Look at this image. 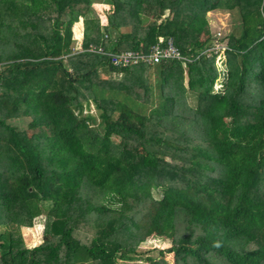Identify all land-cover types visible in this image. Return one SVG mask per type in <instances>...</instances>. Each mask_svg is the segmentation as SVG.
I'll return each mask as SVG.
<instances>
[{"label": "trees", "instance_id": "1", "mask_svg": "<svg viewBox=\"0 0 264 264\" xmlns=\"http://www.w3.org/2000/svg\"><path fill=\"white\" fill-rule=\"evenodd\" d=\"M215 11L240 21L224 73ZM159 38L180 56L110 60ZM151 236L180 264H264V0H0V264H125Z\"/></svg>", "mask_w": 264, "mask_h": 264}, {"label": "rangeland", "instance_id": "2", "mask_svg": "<svg viewBox=\"0 0 264 264\" xmlns=\"http://www.w3.org/2000/svg\"><path fill=\"white\" fill-rule=\"evenodd\" d=\"M97 4L100 5V3L92 4L91 13L94 17L98 18L99 23H101V25H105L106 18L101 16V14L99 13L97 9L98 6ZM102 6L108 8V6L105 5ZM206 15L209 21L210 32L212 34V38L214 39L212 41V46L214 47L212 49L213 51L216 50L215 48L216 39L223 37L221 42L226 43V36L230 32L238 33L240 31L239 17H238V13L235 11L229 13L224 11H215V12L207 13ZM72 30L76 42L81 41L82 33H83V22L81 19L79 20L78 23L73 25ZM76 47L78 50H80L79 43L76 45ZM215 64L219 69V71H222L223 73L224 71H226L223 60H219ZM107 77H109L110 79H120L119 76L111 75V74H109ZM217 83L219 84V82ZM218 84L217 86H215L216 89L219 88ZM191 98H189L190 104H192L193 102ZM44 219H45L44 216L35 218L33 220L32 227L21 229V236L27 248H32L34 246L39 245L42 242L43 231H44L43 228L45 223ZM74 235L82 243H89L90 239L93 236V231L80 224L75 229ZM169 247H170V240L167 238L154 237V236L148 237L143 243H141L137 247L136 254L133 257V260L125 264H149L148 262H146V259L148 258H152V259L163 258L165 259V261H167L168 264H180V262L178 261V259L174 257V255L167 252V249Z\"/></svg>", "mask_w": 264, "mask_h": 264}, {"label": "built area", "instance_id": "3", "mask_svg": "<svg viewBox=\"0 0 264 264\" xmlns=\"http://www.w3.org/2000/svg\"><path fill=\"white\" fill-rule=\"evenodd\" d=\"M221 38L215 40V48L216 50L214 53L216 54L215 62L219 60L224 61V51L226 46L224 43L220 42ZM101 49H98L100 51ZM150 54L146 56H141L137 53H124V54H116V55H109L110 60L114 65H129V64H136L140 60L147 64L157 63L162 59H169V58H178L180 53L178 49L173 45L171 39L164 40L163 38H159L157 44L150 47ZM210 52V51H209Z\"/></svg>", "mask_w": 264, "mask_h": 264}]
</instances>
